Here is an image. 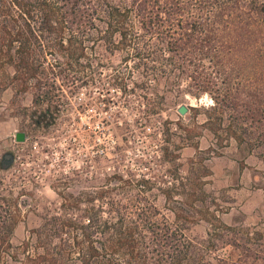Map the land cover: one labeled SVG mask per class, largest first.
<instances>
[{
    "label": "trees",
    "instance_id": "trees-1",
    "mask_svg": "<svg viewBox=\"0 0 264 264\" xmlns=\"http://www.w3.org/2000/svg\"><path fill=\"white\" fill-rule=\"evenodd\" d=\"M98 43L171 90L186 80L189 96L212 100L203 127L216 145L234 140L264 161V0H0V72L39 105L53 104L57 81L70 80V68L52 61L73 66ZM45 111L40 118L58 107ZM152 189L61 194V213L45 214L22 246L24 260L12 243L17 199L0 193V264H264V232L225 223L202 188L162 190L166 201L183 200L169 208L173 221L151 203ZM201 220L207 236L190 239L185 230Z\"/></svg>",
    "mask_w": 264,
    "mask_h": 264
},
{
    "label": "rangeland",
    "instance_id": "rangeland-1",
    "mask_svg": "<svg viewBox=\"0 0 264 264\" xmlns=\"http://www.w3.org/2000/svg\"><path fill=\"white\" fill-rule=\"evenodd\" d=\"M94 46L73 66L63 59L62 64L52 61L57 69L71 70L70 80L57 81L60 90L53 104L39 105L33 90L20 93L18 84L6 82L8 75L0 72V84H9L0 88V193L17 199L12 243L20 259L24 242L45 214L61 213L62 195L85 199L98 188H153L147 196L171 221L175 218L169 208L183 200L176 195L166 201L162 190L202 188L212 196L206 201L216 204L211 212L225 223L264 232V193L241 188L248 178L254 179L255 188L263 186L264 161L240 152L234 140L222 148L216 145L212 132L203 127V107L212 100L189 96L186 80L181 91L171 90L166 79L142 76L135 61L124 60L125 52L110 54L103 43ZM7 71L13 74L11 68ZM116 84L127 86V93ZM54 104L58 111L40 118ZM182 105L189 109L186 115L178 111ZM18 132L26 133L25 142L16 141ZM167 147L173 152L168 158V151L163 152ZM7 153L14 162L4 170ZM208 229L201 220L185 231L200 240Z\"/></svg>",
    "mask_w": 264,
    "mask_h": 264
},
{
    "label": "water",
    "instance_id": "water-1",
    "mask_svg": "<svg viewBox=\"0 0 264 264\" xmlns=\"http://www.w3.org/2000/svg\"><path fill=\"white\" fill-rule=\"evenodd\" d=\"M178 111H179V113L181 115H186L189 112V109H188L187 106L182 105V106L179 107ZM16 141L17 142H25L26 141V133H24V132H18L16 134ZM4 159H7L8 160L7 163H2V168L4 170H6V169L10 168V166L13 164V162H14V155L13 154H6L4 156Z\"/></svg>",
    "mask_w": 264,
    "mask_h": 264
},
{
    "label": "crops",
    "instance_id": "crops-1",
    "mask_svg": "<svg viewBox=\"0 0 264 264\" xmlns=\"http://www.w3.org/2000/svg\"><path fill=\"white\" fill-rule=\"evenodd\" d=\"M262 162V161H261ZM264 163V162H262ZM247 169V168H246ZM245 170V169H244ZM250 183V185H249ZM254 183V179L253 178H248L247 179V182L245 183V185H249V186H245L244 187H241L242 189H245L247 188V192H251L250 190H252V192L254 193L255 191H259V192H262L264 193V184L263 186H261L260 188H255L252 184Z\"/></svg>",
    "mask_w": 264,
    "mask_h": 264
},
{
    "label": "flooded vegetation",
    "instance_id": "flooded-vegetation-1",
    "mask_svg": "<svg viewBox=\"0 0 264 264\" xmlns=\"http://www.w3.org/2000/svg\"><path fill=\"white\" fill-rule=\"evenodd\" d=\"M26 140H27V136H26ZM7 154H12V153H7ZM6 155V154H5ZM4 155V156H5ZM4 156H3V160H2V163H7L8 162V160L7 159H4Z\"/></svg>",
    "mask_w": 264,
    "mask_h": 264
}]
</instances>
